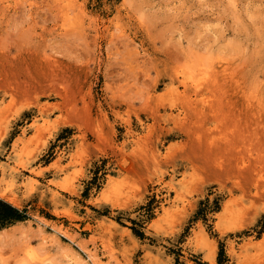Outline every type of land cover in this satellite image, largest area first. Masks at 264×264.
<instances>
[{
	"label": "rangeland",
	"instance_id": "374dc122",
	"mask_svg": "<svg viewBox=\"0 0 264 264\" xmlns=\"http://www.w3.org/2000/svg\"><path fill=\"white\" fill-rule=\"evenodd\" d=\"M0 201V264H264V0H0Z\"/></svg>",
	"mask_w": 264,
	"mask_h": 264
},
{
	"label": "trees",
	"instance_id": "16d2710c",
	"mask_svg": "<svg viewBox=\"0 0 264 264\" xmlns=\"http://www.w3.org/2000/svg\"><path fill=\"white\" fill-rule=\"evenodd\" d=\"M0 208V219L2 220H20L23 218V215L19 214L18 210L5 202L0 201Z\"/></svg>",
	"mask_w": 264,
	"mask_h": 264
},
{
	"label": "bare ground",
	"instance_id": "6f19581e",
	"mask_svg": "<svg viewBox=\"0 0 264 264\" xmlns=\"http://www.w3.org/2000/svg\"><path fill=\"white\" fill-rule=\"evenodd\" d=\"M207 79H208V78H207ZM207 79H206V80H207ZM199 82H200V81H199ZM206 82H207V81H206ZM191 85H192V84H191ZM198 90H199V89H198ZM198 90H197V91H198ZM201 99H202V96H201ZM208 99H209V98H208ZM205 100H206V99H205ZM209 100H210V99H209ZM210 101H212V100H210ZM206 102H207V101H206ZM215 102H218V101L215 100ZM220 102H221V100H220ZM220 102H219V104H220ZM227 102H228V101H227ZM186 103H187V102H186ZM211 103H212V102H211ZM207 104L210 105V102H207ZM219 104L216 103V105H219ZM209 105H208V107H209ZM191 106H192V105H191ZM179 107H180V106H179ZM214 107H215V106H214ZM217 107L219 108V106H217ZM212 108H213V107H212ZM199 110H200V108H199ZM212 110H214V109H212ZM181 111H182V110H181ZM200 111H201V110H200ZM192 112H193V111H192ZM212 112H214V111H212ZM183 113H184V111H183ZM194 113H195V112H194ZM214 113H215V112H214ZM116 114H117V113H116ZM210 114H211V113H210ZM151 117H152V116H151ZM152 118H153V117H152ZM194 118H195V117H194ZM194 122H195V121H194ZM198 122H199V121H198ZM199 123H200V122H199ZM141 125H142V124H141ZM144 125H145V124H144ZM12 202H13V201H12ZM13 203H14V202H13Z\"/></svg>",
	"mask_w": 264,
	"mask_h": 264
}]
</instances>
